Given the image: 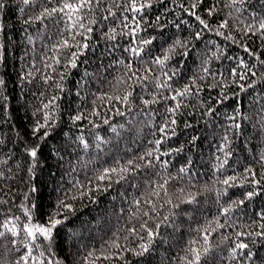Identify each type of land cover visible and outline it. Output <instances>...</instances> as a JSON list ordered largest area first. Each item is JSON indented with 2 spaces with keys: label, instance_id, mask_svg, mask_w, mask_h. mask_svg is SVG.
I'll return each instance as SVG.
<instances>
[{
  "label": "trees",
  "instance_id": "16d2710c",
  "mask_svg": "<svg viewBox=\"0 0 264 264\" xmlns=\"http://www.w3.org/2000/svg\"><path fill=\"white\" fill-rule=\"evenodd\" d=\"M2 2L0 264H264V0Z\"/></svg>",
  "mask_w": 264,
  "mask_h": 264
},
{
  "label": "snow or ice",
  "instance_id": "6c2138e0",
  "mask_svg": "<svg viewBox=\"0 0 264 264\" xmlns=\"http://www.w3.org/2000/svg\"><path fill=\"white\" fill-rule=\"evenodd\" d=\"M23 2L25 4H28L29 0H23ZM87 3H89V0H84V3L79 4V5H73V4H70V3H66L64 5V8L69 9L70 13H75V12H78L79 9L84 7L85 4H87ZM146 6H148V5H140V8H143V7H146ZM195 6L196 5H193V7H195ZM2 7H3V2H2V0H0V8H2ZM131 7H132V9L134 11H139L140 10V8H137L135 3H133L131 5ZM53 11H56V10L53 9ZM61 11H63V9H61ZM196 19L199 20L202 25L207 27V23L204 20L200 19L199 16H197ZM81 27H83V25H81ZM220 27H226V22L224 24H221ZM260 28L264 29V23H261ZM90 30L91 29H89V31ZM145 43H149V41H145ZM246 51H247V49H246ZM157 62L158 63H163V61H157ZM261 63H264V61H261ZM73 66H75V65H73ZM245 68H247V66H245ZM248 71H250V69H248ZM233 75H237L235 70H233ZM253 75H255V74L253 73ZM246 77H247V72L239 73V79L240 80H245ZM0 83H2V82H0ZM240 87H241L242 91L245 90L244 89V85H240ZM248 87H253V84H249ZM189 91H190L189 88L185 87V89L183 91H181V92H178L177 95L183 96V95L187 94ZM123 99L127 100V96H125ZM172 99L175 100L176 97L173 96ZM177 107H179V105H177ZM170 111H175V109H170ZM77 119H79V117H77ZM173 123H175V121H173ZM40 127H44V126L43 125H38L36 131H39ZM236 127H239V125H236ZM45 135H46V133H45ZM30 155L33 158H35L37 156V151L35 149L31 150ZM113 171H115V170L113 169ZM182 171H183V169H182ZM99 178L100 179H104L105 177L101 176ZM224 183L227 184L228 180H225ZM249 195H251V193ZM25 215L28 216V221H29L28 223H25L23 225V228H22V231L25 233V238L26 239H29L30 241L35 242V240L37 239V236L39 235V236L44 237L47 240H51L52 229L55 228L56 225L60 223L59 220H52L50 222V226H43V225H40V224L32 223L31 222V219H32L31 218V214L27 210H25ZM9 225H11V226H9ZM2 227L4 229H6L7 232L10 233L13 237H18L20 235V231L21 230L18 229L17 224L12 222V221H5L3 223V225H2ZM4 235H5V232L4 231H0V237H3ZM149 235L151 236L152 234L149 233ZM12 243L15 245L16 240H13ZM25 247H29V246L25 245ZM236 247L239 248V249H244V248L247 247V245L244 244V243H240ZM145 250H146V248H145ZM191 252H192V254L194 256V259L193 260H189L188 264H199V261H200V253H199V251L197 249L193 248V249H191ZM42 255H43V253H41V256ZM233 255H235V250L233 252ZM31 256H32V252H31V249L29 248V251H28L27 255L24 256V257H21V260H23L25 262V264H27L28 257H31ZM33 259H36V258H33ZM18 264H19V262H18ZM49 264H51V262H49Z\"/></svg>",
  "mask_w": 264,
  "mask_h": 264
}]
</instances>
